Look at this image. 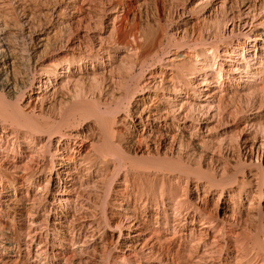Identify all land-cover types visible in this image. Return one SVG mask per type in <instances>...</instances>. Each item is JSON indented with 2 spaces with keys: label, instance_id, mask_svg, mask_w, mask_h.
Listing matches in <instances>:
<instances>
[{
  "label": "bare ground",
  "instance_id": "1",
  "mask_svg": "<svg viewBox=\"0 0 264 264\" xmlns=\"http://www.w3.org/2000/svg\"><path fill=\"white\" fill-rule=\"evenodd\" d=\"M0 264H264V0H0Z\"/></svg>",
  "mask_w": 264,
  "mask_h": 264
}]
</instances>
